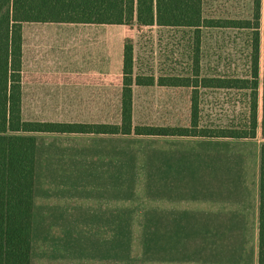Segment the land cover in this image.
<instances>
[{
    "label": "crops",
    "instance_id": "0c3cea01",
    "mask_svg": "<svg viewBox=\"0 0 264 264\" xmlns=\"http://www.w3.org/2000/svg\"><path fill=\"white\" fill-rule=\"evenodd\" d=\"M121 26L126 25L21 23V119L27 122L119 124L123 48L129 39L121 40L120 84L117 103L114 104L117 109L114 122L98 120L102 108L108 104L107 84L93 88L77 84L75 79L69 78L75 75L72 70L34 68L26 72L24 66L26 52H37L38 47L34 44L39 36L60 41H84L88 49L98 50L102 56L111 43L108 30ZM57 75L64 76L55 79ZM136 76L152 77L154 82L148 86L137 85L134 81ZM159 77L167 76L135 73L132 68V124L136 87L188 88L158 85ZM34 136L30 264H258L260 148L264 142L259 131L250 139L146 137L133 134L38 133ZM153 139L154 142L161 140L164 144L148 148L144 155L145 172L151 173L147 178L151 179V194L154 193L159 200L163 198V202L158 204L164 206V235L171 237L170 242L165 240L164 249L165 253L176 252L171 254L174 257L142 261L62 260L50 259L43 255L45 251L39 252L38 249L39 255L35 253L39 202L46 209L51 206L55 210H61L68 204L104 205L101 211L88 215L87 219L98 220L100 226L105 228L117 227V220H123L120 206L123 203L125 149H133L132 146L125 147V140L136 142ZM134 153L128 152V156L137 158L138 153ZM127 160L131 167L129 169L136 170L137 160ZM119 212L121 215H118ZM120 223L122 228L123 221ZM115 234L119 235L118 232Z\"/></svg>",
    "mask_w": 264,
    "mask_h": 264
},
{
    "label": "rangeland",
    "instance_id": "374dc122",
    "mask_svg": "<svg viewBox=\"0 0 264 264\" xmlns=\"http://www.w3.org/2000/svg\"><path fill=\"white\" fill-rule=\"evenodd\" d=\"M263 5L261 0V13ZM251 15L252 0H203L205 18L249 19ZM39 37L34 44L38 47L37 52H26L24 70H72L75 75L69 78L75 79L77 84L93 88L107 84L108 104L102 108L98 120L109 122H114L117 117L114 104L117 103L120 84L122 38L123 41H131L135 73L153 77L193 78L197 70L200 77H218L244 75L247 68L248 33L236 29L202 27L196 34L194 30L183 27L121 26L108 30L111 43L102 56L98 50L88 49L84 41ZM86 42L89 44V41ZM63 76L54 78L61 79ZM64 78L67 79V76ZM190 98L191 88L136 87L133 95V124L187 127L190 124ZM246 103L244 91L201 89L198 96V125L219 130L240 125L246 117ZM256 131H259V127ZM125 141V147L132 146L133 149H125L123 203L120 206L123 211L122 228L121 219L117 220V227L113 229L111 221L110 229L100 226L98 220L87 219L88 215L101 211L104 205L68 204L61 210H55L51 206L46 209L39 202L35 253L39 255L38 251H45L43 255L50 259L123 261L162 259L164 256L170 258L171 254H176L165 253V240L170 242L171 237L164 235V206L158 204L163 202V198L159 200L154 193L151 194V179H147L151 173L145 172L144 155L148 148L163 146L164 142H154V139ZM134 151V154L138 153L135 159L128 156V152ZM127 159L137 160L136 170L129 169L131 167Z\"/></svg>",
    "mask_w": 264,
    "mask_h": 264
},
{
    "label": "trees",
    "instance_id": "16d2710c",
    "mask_svg": "<svg viewBox=\"0 0 264 264\" xmlns=\"http://www.w3.org/2000/svg\"><path fill=\"white\" fill-rule=\"evenodd\" d=\"M23 22L156 25L189 28L196 34L202 27L247 31L246 74L200 77L196 70L193 78L159 77L158 85L191 88L189 126H133V53L131 42L126 40L119 124L27 122L20 117ZM134 81L143 86L154 82L152 77L142 76H136ZM201 89L246 92L247 113L243 123L220 130L199 127ZM258 127L264 141V5L261 13V0H252L249 19L205 18L203 0H0V264H30L35 134L250 139L255 137ZM258 264H264V142L260 148Z\"/></svg>",
    "mask_w": 264,
    "mask_h": 264
}]
</instances>
